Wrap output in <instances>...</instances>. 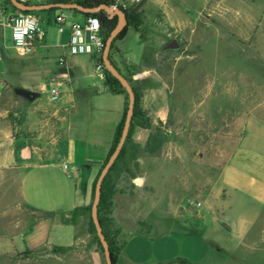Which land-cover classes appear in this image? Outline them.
<instances>
[{
    "label": "rangeland",
    "instance_id": "374dc122",
    "mask_svg": "<svg viewBox=\"0 0 264 264\" xmlns=\"http://www.w3.org/2000/svg\"><path fill=\"white\" fill-rule=\"evenodd\" d=\"M109 1L123 10L140 3ZM164 12L185 15L178 31L165 28ZM56 13H50L51 28ZM138 14L129 26L139 24L146 64L162 75L170 112L164 120L153 119L142 105L151 128L135 127L132 141L147 162L151 189L143 195L138 178L118 183L105 216L117 255L125 237L139 236L132 244L140 245L148 261L183 253L190 259L205 255L206 264H264V0H151ZM12 45L9 31L6 46ZM4 87L3 103L13 100L22 110L36 94L23 85ZM145 89L143 83L142 95ZM9 199L0 196V264H98L95 252L106 264L90 211L81 217L40 212L12 206ZM130 200H137L138 222L118 218L117 210ZM170 203L178 204L180 219ZM62 224L76 227L73 245L28 244L32 235L55 240ZM68 238L61 234L56 241Z\"/></svg>",
    "mask_w": 264,
    "mask_h": 264
},
{
    "label": "crops",
    "instance_id": "0c3cea01",
    "mask_svg": "<svg viewBox=\"0 0 264 264\" xmlns=\"http://www.w3.org/2000/svg\"><path fill=\"white\" fill-rule=\"evenodd\" d=\"M52 1L28 0L27 4ZM166 1L161 0V3ZM52 11H57L55 21L60 14L66 16L63 32L58 31L57 23L50 27ZM15 12L5 0H0V196L10 197V204L15 207L24 206L40 212H78L81 217L91 207L99 165L123 117L126 97L109 91L106 78L102 79L96 71L101 53L71 55L69 52L70 22L82 21L86 16L71 10H46L40 11L45 13L42 21L35 14L45 31V38L32 54L25 56L16 48L13 39L12 47L6 46L9 31L12 34L8 18ZM145 15L146 19L151 18L150 13ZM163 15L165 28L176 31L178 20L185 17L174 12H164ZM101 35L104 37L102 30ZM146 45L141 30L129 27L125 36L115 43L110 58L133 85L145 83L141 106L150 111L153 119L164 120L170 112V98L162 75L146 64ZM60 58L65 60L63 65H59ZM52 77H57L54 80L60 85L61 96L56 103L50 100ZM7 83L23 85L36 93L29 107L25 110L15 107L13 100L10 105L3 103L4 85ZM152 97L155 104L148 108L146 102ZM156 160L163 161L160 158ZM139 163V187L144 185L145 188L138 190L146 195L151 189L148 183L150 175L143 157H139ZM65 164L69 170L64 169ZM74 167L78 168L77 178L71 174ZM163 176L160 171V177ZM33 188L35 197L31 192ZM136 201L130 200L125 208L118 209V218L141 220L142 217L136 215ZM175 204L174 208L172 203L169 204L170 212L174 210V217L180 219L179 207ZM60 229L53 241L45 236L32 235L28 244L35 246L50 241L61 246L73 245L76 227L62 224ZM61 234L62 239L64 234L69 237L62 244L56 241ZM134 241L139 243L140 237H125L116 264H170L179 260L206 264L205 255L190 259L183 253H177L171 259L154 256L148 261L141 257L140 245L132 244ZM94 255L98 264H103L101 254L95 252Z\"/></svg>",
    "mask_w": 264,
    "mask_h": 264
},
{
    "label": "trees",
    "instance_id": "16d2710c",
    "mask_svg": "<svg viewBox=\"0 0 264 264\" xmlns=\"http://www.w3.org/2000/svg\"><path fill=\"white\" fill-rule=\"evenodd\" d=\"M147 1L148 0H141L140 3L132 5L129 10H124V12L127 15L128 25L124 28V30L116 38V40L112 46V50L115 46V43L118 40L122 39V37L125 36V34L128 31V28L130 27L129 25L132 22L137 21L138 16H139L138 11H139V9L143 8L146 5ZM52 2H76V3H79V4L84 5V6H95V5H99L101 3L113 5V3H111V1H109V0H53ZM5 3L7 5H10L14 10L17 11V9L11 4L10 0H5ZM76 12H78V11H76ZM26 13L36 14V11H30V12H26ZM83 15L86 17L87 16H95V17L99 18L100 23H101V30L104 34L103 38H104V43H105L107 37L109 36L111 31L116 26L117 17L111 18L106 12H103V11L99 12V13H95V14H83ZM133 27H135L137 30H139L138 22H136V24ZM112 50H111V52H112ZM100 64H102L104 66L103 61H102V57H100ZM104 70H105V75H106V86H107L108 90L113 92V93L124 94L126 97L125 111H124L123 117H122V119H121V121H120V123L116 129L114 144L112 146L110 153L108 154V156L106 158V161H107L108 157L110 156V154L115 149V147L119 141V138L121 136V132H122L124 120H125V115H126V110H127V105H128V95H127L126 90L123 88V86L119 83V81L116 78H114L107 71L105 66H104ZM128 81L132 85L133 90H134L135 95H136L135 113H134L132 125L130 128V132H129V136H128V139L126 141V144H125L124 148L122 149V152H121L120 156L118 157L117 161L115 162L114 166L112 167L110 173L107 175L106 179L104 180L103 187H102V196H101V201H100V205H99V219H100L101 226L103 228L104 235H105V237L109 243L113 264H116V262H117V252H116V250H117V239H116L115 235L112 234V232L110 231V228L108 227L105 216L107 215V212L112 211V207H113L112 196L117 192L118 183L121 182V179L123 177H126V178H129L130 180H135L140 174L139 146L132 141V133H133L134 128L135 127H141V128H146V129L151 128V120L147 116V112L141 106V98H142L141 89H142L143 84L137 83L136 85H133L130 80H128ZM95 182H96V180H95ZM94 187H95V183H94ZM87 210L91 211V207H89ZM90 225L93 229V232L96 233L95 227H94L92 219H91V215H90ZM96 237H97L99 246H101L99 239H98V236H96ZM101 249H102V246H101ZM179 262H182L183 264H190L185 260H179Z\"/></svg>",
    "mask_w": 264,
    "mask_h": 264
},
{
    "label": "water",
    "instance_id": "95a60500",
    "mask_svg": "<svg viewBox=\"0 0 264 264\" xmlns=\"http://www.w3.org/2000/svg\"><path fill=\"white\" fill-rule=\"evenodd\" d=\"M11 4L19 11L23 12H30V11H48V10H71V11H78L82 14H95L99 12H106L111 18L117 17V23L114 29L111 31L109 36L107 37L104 47L102 50V61L107 69V71L116 78L119 83L123 86L126 90L128 95V105L124 120L123 129L121 132V136L119 141L113 150V152L108 157L107 161L105 162L104 166L101 168L94 187V194H93V201L91 204V219L93 225L96 230V234L98 236L99 242L102 246L105 263L106 264H113L111 250L109 247V243L104 235L103 228L100 223L99 219V205L102 196V187L104 180L106 179L107 175L110 173L112 167L114 166L115 162L117 161L118 157L120 156L122 149L124 148L126 141L129 136L130 128L132 125V120L135 113V106H136V95L133 90L132 85L127 80V78L116 68L113 64L110 54L112 50V46L118 37V35L124 30L127 26L128 20L127 15L118 5H108L106 3H101L95 6H84L76 2H50V3H43V4H26L19 0H10ZM72 175L74 178L78 177V168L74 167L72 169ZM170 264H183L182 262H172Z\"/></svg>",
    "mask_w": 264,
    "mask_h": 264
},
{
    "label": "built area",
    "instance_id": "2783aa9c",
    "mask_svg": "<svg viewBox=\"0 0 264 264\" xmlns=\"http://www.w3.org/2000/svg\"><path fill=\"white\" fill-rule=\"evenodd\" d=\"M28 3V0H19ZM141 1V0H134ZM57 28L59 32H63L67 18L64 14L56 17ZM8 24L12 28V39L16 48L22 54L32 53L45 38V31L42 29L38 17L34 13H26L17 10L8 18ZM70 39L69 52L71 55H83L102 53L104 47V38L101 35V23L98 17L87 16L82 21L70 22ZM64 58L59 59L60 65L64 64ZM96 71L102 79L106 78L104 66L98 64ZM50 100L54 103L60 100V85L57 81L51 82ZM65 170H69L67 164L64 165Z\"/></svg>",
    "mask_w": 264,
    "mask_h": 264
}]
</instances>
